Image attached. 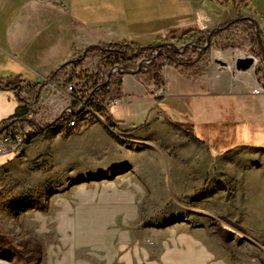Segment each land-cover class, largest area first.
<instances>
[{"label": "crops", "instance_id": "1", "mask_svg": "<svg viewBox=\"0 0 264 264\" xmlns=\"http://www.w3.org/2000/svg\"><path fill=\"white\" fill-rule=\"evenodd\" d=\"M238 15L258 19L264 32V0H0V78L41 83L90 47L155 46L190 31L212 32ZM246 72L211 67L189 81L167 66L164 93L158 95L150 94L136 75H124V97L110 112L112 123L98 122L66 138L92 140L79 143L68 156L70 178L77 184L51 200L47 216L60 227L45 235L46 264H264L235 262L214 249L206 232L159 216L170 193L195 191L192 183L206 177L213 159L223 156L225 147L212 146L220 130L229 128L224 124L264 132V96H252L257 85ZM250 103L253 110L247 112L254 119L245 118L244 106ZM16 105L20 102L12 91L0 90V122L16 114ZM186 112L195 126L213 122L217 127L212 129L219 131L203 139L182 137L185 132L163 114L178 123L175 115ZM180 141L188 146L180 150L194 161L195 173L188 187L166 188L159 183L165 150ZM202 164L205 169H198ZM86 179L92 181L81 182Z\"/></svg>", "mask_w": 264, "mask_h": 264}, {"label": "rangeland", "instance_id": "2", "mask_svg": "<svg viewBox=\"0 0 264 264\" xmlns=\"http://www.w3.org/2000/svg\"><path fill=\"white\" fill-rule=\"evenodd\" d=\"M255 20L259 23L258 19ZM256 35L257 28L250 22L225 30L214 39L209 51L202 52L203 66L207 65L209 69L231 67L235 71L236 58L254 57L255 67L245 75L257 85L251 91L252 96H264V38L260 37L262 44L259 48L254 40ZM178 48V52L183 53L180 51L182 46ZM198 53L189 51L188 55L191 60H197L200 57ZM216 54L223 58H218ZM81 57H75L44 82L32 84L33 87L20 85L21 98L27 97L31 102L38 103L42 90L50 82L65 80L69 70L81 65L84 60ZM217 60L226 62V65L219 64ZM163 80L165 86L164 74ZM161 93H164V88L152 95ZM244 108L245 118L254 119V113L247 112L248 109L253 110L252 103L245 104ZM163 115L188 134L184 133L182 137L196 135L203 139V135L213 130L203 127L212 126L213 122L200 123L194 135L189 113L176 114L178 123ZM51 118L54 119L53 116ZM98 122L104 123L97 120L92 124ZM251 124L250 121L245 122V125ZM220 132V138L212 149L225 147L220 152L223 156L213 159L212 171L206 177H197L199 181L192 183L195 191L170 193V199H167L166 207L159 216L163 215L167 223L178 222L206 232L212 238L214 249H219L235 262L255 259L264 263V149L258 148L264 147V132L259 135L252 130H243L236 138L227 136L222 130ZM36 133V138L20 154L0 157V264H46L45 235L51 236V231L60 227L48 219L51 200L62 194L68 185L77 184L70 178L68 166L72 164L68 156L79 143L83 146L92 140L88 136L66 139L82 132L50 130L45 134ZM183 142L165 150V174L163 178L159 177V183L166 188L174 185L188 187L192 180L190 173H195V169L192 170L194 161L189 159L187 152L180 150L188 149V146L182 145ZM235 142L239 144L234 145ZM198 169H205V165H199ZM89 181L92 180L81 182Z\"/></svg>", "mask_w": 264, "mask_h": 264}, {"label": "built area", "instance_id": "3", "mask_svg": "<svg viewBox=\"0 0 264 264\" xmlns=\"http://www.w3.org/2000/svg\"><path fill=\"white\" fill-rule=\"evenodd\" d=\"M249 22L258 24L255 19H250ZM181 46L182 52L187 48L199 52V56L203 52V47L195 49L192 44ZM153 55H158V51L153 50ZM152 56L149 59L139 60L138 66L150 63ZM137 70L126 72L122 63L106 56L86 58L82 60L80 66L69 70L65 80L50 82L42 90L38 103L31 102L27 97L21 98L20 106L24 114L0 122V157L15 155L21 147V141L31 142L36 138V132L45 134L53 125L66 127V123H76V130L72 133H78L96 125L92 124V117H104L108 121L111 110L120 104L118 99H102V96L110 90L111 78L134 73ZM52 116L54 119L51 118ZM79 118H86V125H79Z\"/></svg>", "mask_w": 264, "mask_h": 264}, {"label": "trees", "instance_id": "4", "mask_svg": "<svg viewBox=\"0 0 264 264\" xmlns=\"http://www.w3.org/2000/svg\"><path fill=\"white\" fill-rule=\"evenodd\" d=\"M240 7H241V3L239 2L238 9ZM249 18L252 17L238 15L236 19L226 23L224 26H222L218 31L214 32L213 34L211 32L203 33L199 31H190L179 38H175L171 41L162 42L155 46H148V47H143L136 44H128V43H112L109 45H99V46L90 47L85 51L81 52L79 55H82L84 59L92 58L97 55L106 56L109 59H113L115 62L122 63L125 71L131 72L132 69H138L139 60L144 58L149 59L150 56H152L153 50H157L158 55L156 56L153 55L150 63L144 64L139 69L138 73L135 76L136 79L146 88V90L150 94H156L161 90H163L164 88L162 70L165 66L169 65L175 67L181 73V75H183L189 81H195L208 72L209 69L208 66L207 65L203 66V53L200 55V57L197 60H191V58L188 55L190 48H187L183 53H179L176 50V48L179 45L192 44L195 49H197L198 47L202 48L206 45L208 37H211L210 46L206 49L207 52L211 48L214 39L219 34L224 32L225 30L233 28L239 23L249 22L250 20ZM237 19L238 21H236ZM254 25L259 30L260 37L264 38V34L260 29L259 24L257 26L256 23H254ZM254 40L256 46L260 48L259 37L257 35L255 36ZM62 67H60L59 69H61ZM122 82H123V75L119 77L111 78L109 82L110 90L102 96V99L104 100L118 99L121 101L124 97L122 91ZM23 84H25V86L27 87L28 86L33 87L31 83H27L23 81L21 78H18L16 80H6L4 78H0V90L12 91L19 102H21V96H20L21 92L19 86ZM23 114H24V110L22 109L21 106H19V108L16 111V114L8 120L17 118ZM107 122L112 123L111 116L108 118ZM225 125H228L229 128L226 130L222 129V132L227 133L226 134L227 136L236 138L237 136H240V134L243 132L240 129L236 130L235 124L228 123V124H224L223 126ZM203 127L212 129L217 126L205 125ZM195 128L196 126L194 125V129H193L194 135H195ZM218 131L219 130H216V132ZM237 144L239 143L235 142L234 145Z\"/></svg>", "mask_w": 264, "mask_h": 264}, {"label": "water", "instance_id": "5", "mask_svg": "<svg viewBox=\"0 0 264 264\" xmlns=\"http://www.w3.org/2000/svg\"><path fill=\"white\" fill-rule=\"evenodd\" d=\"M249 19H251V18H249ZM236 21H238V19ZM256 25L258 26V24H256ZM219 29L220 28H217L214 31H212L211 33L213 34L214 32L218 31ZM257 36L259 37L260 44H262L261 39H260V33H259L258 29H257ZM210 43H211V37H208L206 45L202 48L203 51H206V49L210 46ZM217 62L221 65H224V66L226 65V62H224V61L217 60ZM255 65H256V59L254 57H250V56L249 57H239V58H236L234 61V68L238 72L249 71L253 67H255ZM141 67H142V64L139 65V68L136 72L131 73V74L136 75Z\"/></svg>", "mask_w": 264, "mask_h": 264}, {"label": "bare ground", "instance_id": "6", "mask_svg": "<svg viewBox=\"0 0 264 264\" xmlns=\"http://www.w3.org/2000/svg\"><path fill=\"white\" fill-rule=\"evenodd\" d=\"M102 121L104 123H107V121L104 119V117H92V122L94 121ZM79 125H86V118H79ZM50 130H58L60 132H75L76 130V123H66V127L64 125H53L48 128V131ZM112 131H115L114 128H111ZM30 143V141H21V147H19V150L16 151L15 156L20 154L26 146ZM1 166V165H0Z\"/></svg>", "mask_w": 264, "mask_h": 264}]
</instances>
